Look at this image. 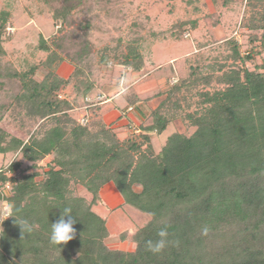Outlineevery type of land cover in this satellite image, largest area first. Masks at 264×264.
<instances>
[{"label":"trees","instance_id":"16d2710c","mask_svg":"<svg viewBox=\"0 0 264 264\" xmlns=\"http://www.w3.org/2000/svg\"><path fill=\"white\" fill-rule=\"evenodd\" d=\"M59 1L64 6L53 19L66 22L76 0ZM250 1L256 3L253 7L264 5V0ZM258 15L264 30V11ZM12 18L10 11L0 13V58ZM231 45L232 66L226 71L225 64L218 65L224 88L200 93L202 105L188 115L194 133L170 135L158 152L150 135H162L171 122L161 113L163 102L150 117L141 111L146 101L135 98L131 108L144 121L130 127L124 138L105 123L101 107L93 110L86 126L68 115V129L57 117L55 126L28 141L9 137L0 126V155L23 150L22 160L0 171V202L10 205L12 216L0 221V264H264V63L255 70L247 66L264 51V42L261 51L247 55L235 40ZM52 46L40 37V50L50 53L42 65L47 69L42 80L36 77L40 65L11 75L23 90L16 100L36 105L43 118L71 108L59 91L78 74L77 67L71 79L57 73L61 58ZM123 64L136 72L145 65L136 48ZM195 72L196 67L191 77ZM184 76L172 89L181 91L189 83ZM86 85L83 96L96 87L89 81ZM119 110L122 118L132 111ZM136 135L145 139L146 150ZM47 157L52 159L41 180L37 172L22 170L23 161L37 167ZM19 170L20 176L13 175ZM108 183L114 184L125 205L150 218L134 235L133 252L108 247L106 220L94 211ZM77 185L91 194L90 200L73 194L72 186ZM8 187L10 196L4 191ZM64 208L72 209L76 238L60 251L50 244L49 235ZM13 217L28 220L32 232L22 236ZM161 229L168 232L169 243L160 253L148 251L146 241L159 239Z\"/></svg>","mask_w":264,"mask_h":264},{"label":"rangeland","instance_id":"374dc122","mask_svg":"<svg viewBox=\"0 0 264 264\" xmlns=\"http://www.w3.org/2000/svg\"><path fill=\"white\" fill-rule=\"evenodd\" d=\"M254 5L256 3L250 0H76L75 9L66 22H58L53 16L64 6L59 0H0V13L10 11L13 16L5 30V55L0 58V126L9 137L25 141L32 136L41 137L56 125L54 119L57 117L65 122L66 116H73L80 125L86 126L93 110L113 108L115 96L121 92L122 76L126 74L130 82L124 85L127 91L117 103L133 112L131 124L124 122V131L141 125L142 114L131 108L135 98L146 101L141 109L144 115L151 117L163 102L161 113L171 118L162 135H150L158 152L170 135L194 133L196 128L190 124L188 115L202 105L200 93L224 88L219 83L222 74L219 66L225 64L226 71L232 66L233 40L240 46L242 55L261 51L264 30L260 28L258 14L263 13L264 5L259 8ZM41 36L53 45V51L61 58L57 69L61 77L71 79L75 67L78 68L69 86L59 91L62 98L69 99L71 108L55 118H43L36 105L17 101L23 90L20 80L11 77L15 72L24 73L40 65L36 77L44 78L47 69L42 65L50 53L40 50ZM135 48L145 64L141 72L132 71L123 64L129 51ZM175 61L179 67L176 72L172 71ZM263 63L264 51L247 66L255 70ZM195 67L199 73L191 77ZM184 74L185 82L189 83L177 92L172 88L179 84ZM205 77L209 81H205ZM86 81L96 87L83 96ZM151 121L144 123L150 125ZM66 127L70 129L71 124L67 123ZM135 139L142 144V150H146L145 139L137 135ZM14 154L0 155V171L18 161H13ZM51 159L47 157L37 167L23 161L22 170L37 172L41 180ZM20 171L7 173L20 176ZM72 188L75 196L91 199V194L82 186ZM10 190L4 189L7 196L11 195ZM101 204L110 212L104 200ZM10 209L9 204L0 202V221L8 218L6 214ZM122 213L129 220L126 218L124 222L117 214L111 219L106 244L114 250L130 251L134 232L150 218L130 206Z\"/></svg>","mask_w":264,"mask_h":264},{"label":"clouds","instance_id":"9594fccd","mask_svg":"<svg viewBox=\"0 0 264 264\" xmlns=\"http://www.w3.org/2000/svg\"><path fill=\"white\" fill-rule=\"evenodd\" d=\"M130 78L125 74L122 76L121 79V92L127 91V88L124 87V85L129 84ZM23 150H18L14 156L13 161L21 160L23 159L22 156ZM10 211V217L11 216V209ZM14 218V217H13ZM15 223L20 227L22 236L25 233H31L33 230L34 225H32L28 220L26 219H15ZM76 223V220L73 218L72 215V209L71 208H64L62 210V214L60 218L54 222L51 223V230L49 235V242L53 246H56L60 251H62L61 246L67 245L68 242L74 240L76 238V229L74 228V224ZM207 230H205L206 232ZM157 236L159 239L153 241L148 240L146 241V247L148 251H151L153 253H160L169 243L167 237L168 232L165 229H161Z\"/></svg>","mask_w":264,"mask_h":264},{"label":"crops","instance_id":"0c3cea01","mask_svg":"<svg viewBox=\"0 0 264 264\" xmlns=\"http://www.w3.org/2000/svg\"><path fill=\"white\" fill-rule=\"evenodd\" d=\"M176 62L177 61L172 63L174 65L172 67V71L174 70L175 72H176L177 68H179L178 66H176ZM123 93L124 92H120L118 95L115 96L116 100L112 103V105H113L112 107L113 108L111 110L105 111L103 118H104V121H105L106 124L114 126L116 131L121 134V135L119 134V136L126 137L128 131H124L125 128H126V127H124V122H126L127 124H131L130 123L131 120H132L131 113L133 111L129 112L127 117L122 118L123 120L120 119L121 112H120L119 109L122 108V107L117 103V101L119 99L124 98V97H122ZM108 104H109V102H108ZM104 110H105V108H104ZM143 121H144V117L142 118V121L140 122V124ZM136 126H138V125L136 124ZM105 195H107V197H108L107 199L105 198ZM99 196H100V200H99L98 204L94 207V211L99 216H101L103 219L106 220L107 228H108V231L110 233L111 232L110 221H111V219L114 216H116V214H117V216L119 218L123 217V221L124 222H125L126 218L129 220V217L125 216L122 213V211L129 205H125L124 204V200H123L121 194L118 192V190L116 189V187L114 186L113 183H108L105 186H103L102 189L100 190ZM103 200L105 201V203L108 204L109 209H111L110 212H109V210L106 209V207H104L101 204L103 202ZM104 212H106V214ZM131 217H134V216H131ZM127 226H128V224H127ZM135 234H136V232H134L133 236ZM108 247H110V246L108 245ZM131 248L132 249L130 251L123 250V249H120V248L119 249H115V250H121V251H125V252H133L135 250V248H136V244L134 242L132 243ZM112 250H114V248Z\"/></svg>","mask_w":264,"mask_h":264},{"label":"built area","instance_id":"2783aa9c","mask_svg":"<svg viewBox=\"0 0 264 264\" xmlns=\"http://www.w3.org/2000/svg\"><path fill=\"white\" fill-rule=\"evenodd\" d=\"M186 36H187V35H186ZM130 110H132V109H130ZM8 188H9V187H8ZM9 215H10V213H9V211H7L6 216L9 217Z\"/></svg>","mask_w":264,"mask_h":264}]
</instances>
